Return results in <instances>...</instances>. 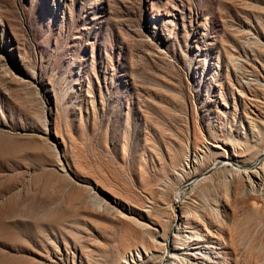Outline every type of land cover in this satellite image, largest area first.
Returning a JSON list of instances; mask_svg holds the SVG:
<instances>
[{
	"label": "rangeland",
	"instance_id": "obj_1",
	"mask_svg": "<svg viewBox=\"0 0 264 264\" xmlns=\"http://www.w3.org/2000/svg\"><path fill=\"white\" fill-rule=\"evenodd\" d=\"M221 142L264 165V0H0V264L151 249L123 203L167 230L181 178L208 264H264V180L187 186Z\"/></svg>",
	"mask_w": 264,
	"mask_h": 264
},
{
	"label": "bare ground",
	"instance_id": "obj_2",
	"mask_svg": "<svg viewBox=\"0 0 264 264\" xmlns=\"http://www.w3.org/2000/svg\"><path fill=\"white\" fill-rule=\"evenodd\" d=\"M249 91L250 97L256 98L257 93L255 94V92L251 89ZM246 102L251 103V106L247 103L246 105H248L247 107L250 112H254L255 105H258V103H256V101H252V99L251 101L246 99ZM248 125L250 126L249 130L251 132V137H247L245 135V143H248V141L251 140L254 133V120L250 119L248 121ZM243 145L244 144L241 143V146ZM217 147L220 151L216 152V156L213 158L211 164L204 170L201 169L199 172H194V175L189 179L187 186H191L192 190L197 187L202 190L204 185L208 184L213 186V181L216 179L219 184L222 183L224 185L228 198L236 193L240 183H259L262 179L264 180V165H259L253 169L246 163L238 164V155L236 153H234L235 156L230 154L231 152L229 151L230 149L228 148V144L226 142L219 143ZM239 147L240 146H238V151ZM257 151L258 154L256 160L258 161L261 157L260 155H264V144H261ZM196 155L197 154H195V152L191 154L187 153L184 164L181 165V169L184 170L185 166L190 167L192 165L193 168L196 169V166L200 164ZM257 161L253 163H258ZM181 179L182 180L177 183L175 188L173 206L171 210L173 220L169 223V226L167 225V230L164 226L160 225L162 223L157 224V226L161 228V231L157 228H152L151 224L154 222L151 221L145 210L136 211L132 208V206L123 203L124 207L133 214L127 217L140 225L143 228L145 235L156 246L148 249L145 243L146 239L143 235L142 246L129 250L128 253H126L122 259H119L116 264H139V261L141 263V260L147 262L151 259H158L155 264H208L210 262L217 261L214 260V257L210 256L212 253L209 247L206 246L204 247L206 249L202 250L195 244L199 240L198 235L196 234V228L194 227L196 225H192V218H194L193 211L195 209L193 210V208L184 201L185 184L183 181L184 178ZM216 190L221 189H218L217 187ZM113 201L120 202L118 199H113ZM176 212L180 213L176 215ZM204 226L205 225H203V230L209 233L208 227Z\"/></svg>",
	"mask_w": 264,
	"mask_h": 264
}]
</instances>
